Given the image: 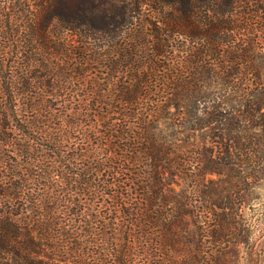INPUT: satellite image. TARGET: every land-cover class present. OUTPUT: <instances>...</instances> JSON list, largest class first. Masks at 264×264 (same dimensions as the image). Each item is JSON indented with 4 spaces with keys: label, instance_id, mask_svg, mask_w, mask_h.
<instances>
[{
    "label": "trees",
    "instance_id": "trees-1",
    "mask_svg": "<svg viewBox=\"0 0 264 264\" xmlns=\"http://www.w3.org/2000/svg\"><path fill=\"white\" fill-rule=\"evenodd\" d=\"M256 2L0 0V264H256Z\"/></svg>",
    "mask_w": 264,
    "mask_h": 264
},
{
    "label": "rangeland",
    "instance_id": "rangeland-1",
    "mask_svg": "<svg viewBox=\"0 0 264 264\" xmlns=\"http://www.w3.org/2000/svg\"><path fill=\"white\" fill-rule=\"evenodd\" d=\"M58 1V0H57ZM124 1V0H123ZM126 2H130L131 0H125ZM143 1V0H142ZM244 1L245 4L248 3L249 8L251 7L252 9H256L258 3L256 2V0H241ZM200 6H202L200 4ZM143 11L148 12L150 9L148 6H145V4L142 6ZM209 8H211L208 11V8H206V10L208 11V13L204 12V10H202V13H199V16L201 17H214L215 13L213 12V8L210 6ZM171 9H168V11ZM200 12V10H199ZM250 15H252V17L255 20H258L259 24H262V22H264V13L258 12L257 14L255 13H250ZM241 35H239V33H235L236 35L233 37V42H232V46L238 47L239 45L241 46H249L247 45L249 40L251 38H254V36H256L255 38L259 41L258 44H255V46H253L251 48V46H249L250 48H248L249 50H252L254 52H263L264 53V35H263V31L258 30L257 32L255 31V33H253L252 35H250L248 32H243L241 31ZM254 35V36H253ZM185 41V39H183ZM197 45L194 44H185L186 47H188V49H190L193 45L194 47H200L204 42L203 41H197L196 42ZM216 62H212L211 64L216 65ZM221 67H227L229 66L228 64H219ZM254 66H261L264 67V63L255 60V63H253ZM93 77V76H92ZM239 82H242V80H240ZM78 96L76 94V92H72V93H68V97L69 96ZM108 127L106 125H101L100 126V131L102 130L103 132L108 131L107 130ZM174 131V132H173ZM179 131V130H178ZM180 134L177 133L176 130L174 129H167L165 131V135L167 136V138L171 139L173 142L176 143L177 146L181 145V139L183 138L182 132L179 131ZM203 132V131H202ZM201 132V133H202ZM201 134L199 133L198 135V139L199 136ZM206 147L208 148H214L212 150L213 151V156L215 157L217 155V148H215V144L214 143H208L206 145ZM217 180L218 176L217 175H208L206 177V180ZM177 180V179H176ZM176 187V186H174ZM179 189V188H178ZM254 197L256 198L252 204L248 205L247 207H245L244 209V213L246 215V217H248L249 219H251V221L253 222V229L255 231V238H256V247H255V255L254 258L256 259V264H264V180L260 181V184L258 187H256L255 190V194ZM247 256H248V252H247V248L245 246L244 243L240 242L236 245H234L232 247V257H233V263L232 264H248V260H247Z\"/></svg>",
    "mask_w": 264,
    "mask_h": 264
}]
</instances>
